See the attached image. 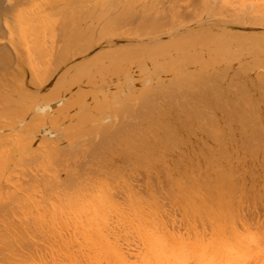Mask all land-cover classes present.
<instances>
[{"label": "bare ground", "instance_id": "1", "mask_svg": "<svg viewBox=\"0 0 264 264\" xmlns=\"http://www.w3.org/2000/svg\"><path fill=\"white\" fill-rule=\"evenodd\" d=\"M160 2L0 0V264H264V0Z\"/></svg>", "mask_w": 264, "mask_h": 264}, {"label": "rangeland", "instance_id": "2", "mask_svg": "<svg viewBox=\"0 0 264 264\" xmlns=\"http://www.w3.org/2000/svg\"><path fill=\"white\" fill-rule=\"evenodd\" d=\"M165 1H166V0H165ZM165 1L162 2V0H161V2H160L161 4L159 5L160 7H161V5H163V6H164V9H165V5L169 7L170 4H171V7H172L173 5H175V4L178 3V2H176V3L173 2V3H174V4H173V3H171V2H172V0H171V2L168 3V5H167V2H168V1H166V2H165ZM176 1H178V0H176ZM192 1H193V0H192ZM194 2H195V1H194ZM162 3H164V4L166 3V4L164 5V4H162ZM179 3H180V2H179ZM172 4H173V5H172ZM183 4H184V3H182V5H183ZM191 4H192V3H191ZM194 4H195V3H193V5H194ZM180 5H181V4H178L179 8L183 9L182 7H184V6H181V7H180ZM185 5H186V4H185ZM189 6H190V4H189ZM168 7H167V8H168ZM167 8H166V9H167ZM169 8H170V7H169ZM169 8H168V9H169ZM179 8H178V10H179ZM185 8L187 9V7H185ZM188 8H190V7H188ZM193 8H194V6H191L190 9H193ZM160 9H161V8H160ZM160 9H159V11H160ZM164 9H163V11H161L160 14H159V12H158V14H159V15H162L163 12H164ZM168 9H167V11H168ZM181 9L179 10V12H180L182 15H184V16H186V15L189 13V11H190V9H188L189 11H187L186 9H185V11H183V10L181 11ZM161 10H162V9H161ZM165 11H166V10H165ZM167 11H166V12H167ZM136 12L138 13V16H139L138 9H137ZM136 12H135L134 15H137ZM187 12H188V13H187ZM164 14H166V13L164 12ZM164 14H163V15H164ZM135 18H136V16H134V20H135ZM138 18H139V17L136 18L137 22H136V20L134 21V20H132V18H131L130 23L128 24V28H129V27H130V28H133V26H134L135 24L137 25V23H138ZM135 22H136V23H135ZM134 23H135V24H134ZM132 25H133V26H132ZM136 25H135V26H136ZM135 26H134V27H135ZM130 28H129V29H130ZM56 31H57V30H56ZM57 32H59V30H58ZM57 32H56V35L58 36V33H57ZM57 36H55V37H56V40L59 42V40H58L59 36H58V38H57ZM54 40H55V39H54ZM55 42H56V41H55ZM54 45L57 46L56 43H55ZM56 46H55V48H56ZM56 49H57V48H56ZM96 141H98V140H94V141H93L95 145L99 142V141H98V142L96 143ZM93 142H92V143H93ZM91 145H93V144H91ZM93 146H94V145H93ZM93 146H92V147H93ZM89 149H90V148H89ZM89 149L87 150L88 152H89ZM93 150H94V149L92 148L91 152H89V154H88V156H90V158H92L91 156H93V155L95 156V155H96V151H95V153L92 155ZM87 151H86V152H87ZM84 156H86V155H84ZM75 160H76V159H75ZM77 160H79L78 157H77ZM77 160H76V161H77ZM80 161H82L83 163H84V161H86L85 164L87 165V162L89 163L90 159H88V161H87V157H86V158L84 157L83 159L81 158ZM79 163H80V162H78V164H79ZM83 163H82V164H83ZM90 163H91V161H90ZM76 164H77V163H76ZM89 165H90V164H89ZM89 165H87V166H89ZM81 166H82V165H81ZM81 166H80V164H79V165H78V169H79ZM84 166H85V165H84ZM87 166H86V167H87ZM90 167H92V166H90ZM87 168H88V167H87ZM80 170H81V169H80ZM141 176H142V174H139V175H138V178H143V177H141ZM142 185H143V184H142ZM252 202H253V203L255 202V203L252 204V206H251L250 208H253V211H254V210L257 211L258 214H257L256 212H254V214H253V213H252V212H253L252 209H251V211H250V210H247L246 212L249 214L248 211H250V216H251V215H253V216H254V215H257V216H258V215H259V216H261L262 213H264V211H263L264 209H263V207H262L263 205L260 204L259 201H252ZM250 203H251V201H249V203H248L249 206H250ZM254 205L256 206V207H255L256 209L254 208ZM251 213H252V214H251Z\"/></svg>", "mask_w": 264, "mask_h": 264}]
</instances>
